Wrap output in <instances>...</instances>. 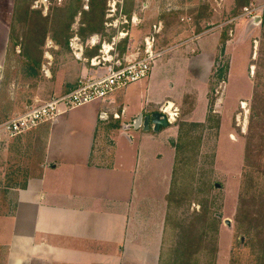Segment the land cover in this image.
I'll return each instance as SVG.
<instances>
[{"label":"rangeland","instance_id":"rangeland-1","mask_svg":"<svg viewBox=\"0 0 264 264\" xmlns=\"http://www.w3.org/2000/svg\"><path fill=\"white\" fill-rule=\"evenodd\" d=\"M151 8L167 48L176 23L222 39L205 121L183 120L196 106L190 93L174 122L177 201L164 264H264V0H0V102L11 109L1 123L70 91L75 61L141 56L146 40L125 32Z\"/></svg>","mask_w":264,"mask_h":264},{"label":"crops","instance_id":"crops-1","mask_svg":"<svg viewBox=\"0 0 264 264\" xmlns=\"http://www.w3.org/2000/svg\"><path fill=\"white\" fill-rule=\"evenodd\" d=\"M150 11L125 32L131 41L155 35L162 54L149 77L17 136L0 128V264H164L177 201L174 122L190 93L196 106L183 120L205 121L222 39L176 23L167 48ZM74 65L70 90L98 69ZM164 108L178 113L167 126H131ZM9 111L0 102V123Z\"/></svg>","mask_w":264,"mask_h":264},{"label":"built area","instance_id":"built-area-1","mask_svg":"<svg viewBox=\"0 0 264 264\" xmlns=\"http://www.w3.org/2000/svg\"><path fill=\"white\" fill-rule=\"evenodd\" d=\"M145 40L147 47L142 55L126 62L119 59L110 62L105 58L103 59L105 62H102L97 57L92 58L93 66L98 69L95 72L81 75L73 89L7 120L0 125V128L11 136H17L37 127L42 122L54 120L61 112L92 101L102 100L118 89L149 77L162 52L154 48L155 35L146 37ZM162 112L167 114L169 122L175 121L178 114L167 108L162 109Z\"/></svg>","mask_w":264,"mask_h":264},{"label":"water","instance_id":"water-1","mask_svg":"<svg viewBox=\"0 0 264 264\" xmlns=\"http://www.w3.org/2000/svg\"><path fill=\"white\" fill-rule=\"evenodd\" d=\"M154 124V129L159 130L162 126H167L170 122L168 121V116L162 111H156L148 115H141L136 119L131 126L143 125L144 129H148L150 124ZM229 223V220L227 219Z\"/></svg>","mask_w":264,"mask_h":264}]
</instances>
